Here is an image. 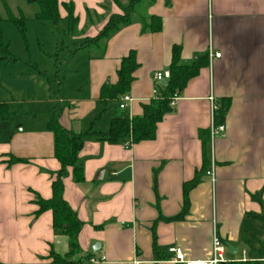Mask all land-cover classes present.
I'll use <instances>...</instances> for the list:
<instances>
[{
  "label": "crops",
  "instance_id": "1",
  "mask_svg": "<svg viewBox=\"0 0 264 264\" xmlns=\"http://www.w3.org/2000/svg\"><path fill=\"white\" fill-rule=\"evenodd\" d=\"M2 2L14 16L21 13L26 22L33 21L40 36L55 34L43 37L48 48L39 49V61L32 59L29 47L19 64L0 61V104L10 114L0 121V264H51V250L59 256L68 252V240L53 231L51 212L36 216L34 203L36 196L51 198V183L60 169L47 129L49 115L56 114L60 125L76 134L105 133L112 118L140 117L156 89L166 85L174 46L181 50L180 65H191L203 55L208 65L174 99L154 140L126 147L85 138L78 154L84 181L75 183L72 169L63 180V197L83 224L79 251L71 260L175 264L169 249L177 248L187 261H206L216 235L230 263L264 264V227L248 217L264 216V0H154L145 16L161 19L158 33H143L133 22L94 46L89 39L111 15L121 14L111 0H58L57 24L36 22L35 4L0 0V11ZM63 4L73 5L75 34L67 32ZM92 47L95 54L89 52ZM131 51L137 69L130 89L106 102L97 119L100 89L117 84L121 60ZM214 53L220 58L210 57ZM156 74L163 80L155 82ZM122 96L131 99L124 110L119 109ZM222 99L230 106L221 124L224 135L211 139L209 134L212 175L200 174L182 220H160L153 227L160 217L181 213L183 184L202 168L198 132L210 133L211 106ZM10 157L25 163L8 166ZM101 170L102 179L96 180ZM256 194H261L258 201L252 199Z\"/></svg>",
  "mask_w": 264,
  "mask_h": 264
},
{
  "label": "trees",
  "instance_id": "2",
  "mask_svg": "<svg viewBox=\"0 0 264 264\" xmlns=\"http://www.w3.org/2000/svg\"><path fill=\"white\" fill-rule=\"evenodd\" d=\"M26 3L35 4L38 8L34 15V20L40 24H57L61 19L59 16L58 0H23ZM120 9L121 14L111 15L97 36L89 39V45L105 43L112 35L120 28L127 27L133 22H136L141 27L143 33H158L161 30V19L158 17H146L138 11V6L141 3L147 5L154 0H127L123 5L119 0H111ZM67 16V32L75 34L77 31V18L74 17L73 5L63 4ZM4 20L11 22L18 30L25 49H27L26 41V20L21 13L19 16H14L7 2L1 3L0 11V61L14 62L11 58L8 45L4 42L2 36L1 25ZM180 47L174 46L171 52V62L168 67V77L166 85L163 88L156 89L155 97L150 102L142 107V115L140 117L129 118L128 116H120L112 118L109 122L107 132L100 133L89 130L83 134H76L65 130L59 123L58 116L51 113L47 122V129L52 133L54 139V158L58 161L60 169L55 174V179L51 183V198L42 200L38 196L34 199L35 205L38 207L36 216L44 212L52 214V228L55 234L63 236L68 240V252L64 256L55 254L50 251L47 259L51 264H82V261H72L71 258L78 253L79 247L77 238L82 222L78 219L77 214L69 207L65 201L63 180L68 177V170L72 169L74 182L80 184L84 181L83 171L78 164V154L81 150L85 138H92L96 141H103L109 144L126 143V147L140 142L152 141L155 138L156 126L163 118L172 112L171 103L183 91L188 81L196 77L200 69L208 65L207 55L198 57L191 65H180ZM137 69L134 52L121 60L120 68L117 71L118 82L114 86L104 85L100 89V111L97 119L104 113L105 104L108 101H114L119 96L128 93L133 81L132 74ZM230 101L222 99L216 110L213 112V125H221L225 119L229 109ZM10 117L9 107L6 104H0V121H7ZM209 130H199L198 138L202 144V168L200 173L196 174L193 180L183 184V209L180 214L170 219L156 220L153 227L160 220L164 221H180L188 211L189 192L198 184L200 174L208 172L210 169V136ZM16 163H25L22 160L10 157L8 166ZM156 185V175L154 177V187ZM261 194H256L252 197L258 201ZM249 218L258 221L264 227V216H256L248 214ZM264 250V242L260 244V252ZM153 251L157 254L155 235L153 234ZM230 264H258L256 262H238Z\"/></svg>",
  "mask_w": 264,
  "mask_h": 264
},
{
  "label": "rangeland",
  "instance_id": "3",
  "mask_svg": "<svg viewBox=\"0 0 264 264\" xmlns=\"http://www.w3.org/2000/svg\"><path fill=\"white\" fill-rule=\"evenodd\" d=\"M33 8H36L35 5L32 6ZM147 7V3H141L138 6V11L142 14L145 15V9ZM25 18V17H24ZM33 21H29L26 22V41H27V48L29 47V51H30V55L32 57V59L34 61H39L40 59H42L40 57V53H39V49H41V47H46L48 48V44L47 42H43V37H53L54 34H50V32L44 33L43 36H40L35 29H33L31 27V24H35V23H31ZM52 25H50L49 28L50 31L55 32L56 30L53 29L54 27H51ZM57 34H59L61 36V32L58 30ZM2 36H3V40L4 42L8 45V51L9 54L11 56V58H13L15 61V63L17 62V64H19V58L20 57H25L26 53L24 52V42L18 32V30L16 29V27L9 21L4 20V23L2 24ZM58 37V35H57ZM62 37V36H61ZM94 46V45H92ZM89 52H91V54H95L96 48L92 47L89 49ZM28 55V54H27ZM38 59V60H37ZM66 69V68H65ZM67 71V69H66ZM59 80L61 81L62 78L61 76H58Z\"/></svg>",
  "mask_w": 264,
  "mask_h": 264
},
{
  "label": "built area",
  "instance_id": "4",
  "mask_svg": "<svg viewBox=\"0 0 264 264\" xmlns=\"http://www.w3.org/2000/svg\"><path fill=\"white\" fill-rule=\"evenodd\" d=\"M214 57L216 59L220 58V54L214 53L213 55L210 54V57ZM155 82H160L163 80L162 74H156L153 77ZM131 99L128 96H122L119 99V109L124 110L126 108V105L128 102H130ZM174 101V100H173ZM212 102V99H211ZM173 105V102L171 103ZM217 106L216 104H212L211 110L214 112L216 110ZM225 133V126L223 125H211L210 127V136L211 139L217 137V136H223ZM207 175H212V173L209 171L207 172ZM225 252V246L221 242V240L215 235L212 238L211 242V258L206 261H187L185 260L182 252L177 248H171L169 249V253L174 256V259L172 260L175 264H230L229 261H227L224 257Z\"/></svg>",
  "mask_w": 264,
  "mask_h": 264
},
{
  "label": "water",
  "instance_id": "5",
  "mask_svg": "<svg viewBox=\"0 0 264 264\" xmlns=\"http://www.w3.org/2000/svg\"><path fill=\"white\" fill-rule=\"evenodd\" d=\"M166 1L168 2L169 0H166ZM165 76L168 77V73H166ZM102 174H103V170H101L98 173L96 180H101L102 179ZM95 246H97V244ZM95 246L93 247V250H94Z\"/></svg>",
  "mask_w": 264,
  "mask_h": 264
}]
</instances>
